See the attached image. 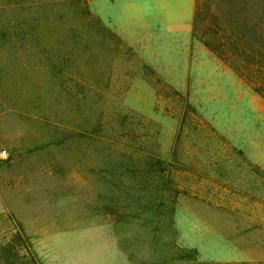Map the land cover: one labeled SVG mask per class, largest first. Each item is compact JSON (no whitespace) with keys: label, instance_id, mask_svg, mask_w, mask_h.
Listing matches in <instances>:
<instances>
[{"label":"rangeland","instance_id":"1","mask_svg":"<svg viewBox=\"0 0 264 264\" xmlns=\"http://www.w3.org/2000/svg\"><path fill=\"white\" fill-rule=\"evenodd\" d=\"M163 15L0 0V264H264V98Z\"/></svg>","mask_w":264,"mask_h":264},{"label":"trees","instance_id":"2","mask_svg":"<svg viewBox=\"0 0 264 264\" xmlns=\"http://www.w3.org/2000/svg\"><path fill=\"white\" fill-rule=\"evenodd\" d=\"M194 36L264 98V0H198Z\"/></svg>","mask_w":264,"mask_h":264},{"label":"crops","instance_id":"3","mask_svg":"<svg viewBox=\"0 0 264 264\" xmlns=\"http://www.w3.org/2000/svg\"><path fill=\"white\" fill-rule=\"evenodd\" d=\"M141 2L164 12L165 17L173 24L187 27L192 21L194 23L198 0H141Z\"/></svg>","mask_w":264,"mask_h":264},{"label":"built area","instance_id":"4","mask_svg":"<svg viewBox=\"0 0 264 264\" xmlns=\"http://www.w3.org/2000/svg\"><path fill=\"white\" fill-rule=\"evenodd\" d=\"M3 157H6V153H3Z\"/></svg>","mask_w":264,"mask_h":264}]
</instances>
